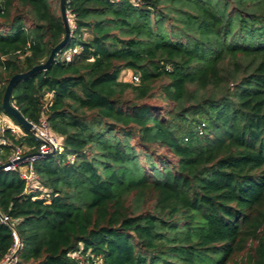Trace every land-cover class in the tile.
Instances as JSON below:
<instances>
[{"label": "trees", "instance_id": "16d2710c", "mask_svg": "<svg viewBox=\"0 0 264 264\" xmlns=\"http://www.w3.org/2000/svg\"><path fill=\"white\" fill-rule=\"evenodd\" d=\"M65 10L67 44L12 90L61 148L33 163V187L0 170V264L14 233L9 264H264V0ZM64 34L59 0H0V113L11 77ZM21 130H4L2 163L37 152Z\"/></svg>", "mask_w": 264, "mask_h": 264}, {"label": "built area", "instance_id": "2783aa9c", "mask_svg": "<svg viewBox=\"0 0 264 264\" xmlns=\"http://www.w3.org/2000/svg\"><path fill=\"white\" fill-rule=\"evenodd\" d=\"M76 52V50L67 51L62 56L63 59L69 61L71 56ZM134 81H137V77H133ZM5 121L0 116V155L4 154V149L7 146H10L8 140L4 137V130H9L12 135L16 134L15 126H5ZM32 124V123H31ZM33 136L40 141V145L38 147L37 152L33 154H25V149L20 146L11 147L6 162L2 163L0 161V166H2V170L5 172L15 171L18 172L19 176L27 183L28 186L33 187L37 185V176L34 174L32 170V165L35 161L39 159L46 158L48 156H52L53 154L60 151L61 142L59 138L52 134L49 130V127L45 121V119H40V121L36 124H32ZM70 160L73 157H69ZM0 221L2 223L8 224L9 219L7 216H0ZM14 238V249L11 254L4 260L2 264H9L8 260L11 255L16 252L19 247V241L16 234H13ZM75 258H78L76 255Z\"/></svg>", "mask_w": 264, "mask_h": 264}, {"label": "water", "instance_id": "95a60500", "mask_svg": "<svg viewBox=\"0 0 264 264\" xmlns=\"http://www.w3.org/2000/svg\"><path fill=\"white\" fill-rule=\"evenodd\" d=\"M59 9L64 26V37L51 49V52L45 63L33 66L30 70L25 73L13 75L4 90L1 100V108L3 112L9 117H11L20 126L21 129L31 134H33L32 124L21 115V113L14 107L11 102L12 90L18 81L25 79L26 77L32 75L35 72L45 71L47 67L55 60L56 56L61 52L64 46L67 44L71 36V28L69 24L68 15L65 10V0H59ZM2 168L3 167L0 166V170H2ZM14 258L15 253L11 255L10 259L8 260V263H10Z\"/></svg>", "mask_w": 264, "mask_h": 264}, {"label": "rangeland", "instance_id": "374dc122", "mask_svg": "<svg viewBox=\"0 0 264 264\" xmlns=\"http://www.w3.org/2000/svg\"><path fill=\"white\" fill-rule=\"evenodd\" d=\"M131 77H132V75L129 71H124L120 75V79H122V80H129ZM0 116L2 117V119H4L5 126H15L17 128L16 134L20 135L22 133L20 126L11 117L6 115L5 113H0ZM68 160H70V159H68ZM98 264H100V263H98Z\"/></svg>", "mask_w": 264, "mask_h": 264}]
</instances>
